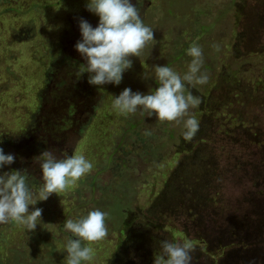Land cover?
<instances>
[{"label":"rangeland","instance_id":"374dc122","mask_svg":"<svg viewBox=\"0 0 264 264\" xmlns=\"http://www.w3.org/2000/svg\"><path fill=\"white\" fill-rule=\"evenodd\" d=\"M88 2L0 0V147L15 157L0 175L22 171L38 199L43 151L93 164L61 194L29 205L43 209L35 230L0 223V264H67V241L77 237L64 222L95 209L108 214V235L82 241L94 255L81 264H154L163 240H190L191 264H264V0H132L157 42L131 57L119 85L103 86L87 72L76 77L86 63L75 48L80 19L99 24ZM193 43L209 77L193 90L202 94L190 109L198 132L180 149L182 123L166 121L163 133L137 109L140 132L159 135L138 140L113 99L143 89L155 62L183 76Z\"/></svg>","mask_w":264,"mask_h":264},{"label":"clouds","instance_id":"9594fccd","mask_svg":"<svg viewBox=\"0 0 264 264\" xmlns=\"http://www.w3.org/2000/svg\"><path fill=\"white\" fill-rule=\"evenodd\" d=\"M86 8L99 16V24L93 27L87 20L80 19L82 39L77 41L75 48L86 63L76 73L77 80L87 72L90 85H119L124 72L133 65L131 57H140L147 44L155 40L154 30L144 24L132 0H89ZM213 47L219 50V45ZM187 54L192 59L183 76L166 65H156L155 79L159 84L156 90L144 94L126 87L113 99V109L125 116L142 109L148 117L155 115L159 121L182 123L185 129L183 138L191 141L199 130V121L190 114V109L198 107L201 99L191 92L185 95V82L192 86L205 84L209 77L206 72H201L204 63L202 47L193 43ZM151 134L145 131V135ZM37 158L44 181L38 199L34 198L22 171L13 170L0 175V223L12 221L29 231L35 230L43 209L37 207L29 211V205L46 201L53 193L61 194L93 169V164L83 154H65L62 159H57L51 151L45 150ZM14 161V155L5 154L0 147V168ZM107 216L106 212L95 209L77 220L66 219L65 229L77 237L67 241V264H81L93 259V249L83 246L82 241L90 243L105 239L108 235ZM161 249L162 254L154 255V264H191L194 245L190 240H163Z\"/></svg>","mask_w":264,"mask_h":264},{"label":"trees","instance_id":"16d2710c","mask_svg":"<svg viewBox=\"0 0 264 264\" xmlns=\"http://www.w3.org/2000/svg\"><path fill=\"white\" fill-rule=\"evenodd\" d=\"M237 5V4H236ZM243 5V4H242ZM204 6H205V4H202V5H200V7L203 9L204 8ZM202 12H198L197 13V16H200V14H201ZM141 18H142V20H144V21H150V19L147 17V15L145 14V16H141ZM147 22H145L144 24L145 25H147V26H149V27H151V23H148V24H146ZM201 26H203L202 28H204L205 29V26L202 24ZM153 29V28H152ZM155 35V34H154ZM171 40L173 41L174 40V38L172 37V35H171ZM175 41V40H174ZM157 42V40H154V41H152V42H149L148 44H147V47L146 48H144L143 49V51H145V49H147L148 47H153V45L155 44ZM177 42V41H176ZM178 51V50H177ZM180 52V51H179ZM142 53H144V52H142ZM141 53V56L140 57H138V59H141V57L143 56V54ZM136 57V56H135ZM179 58H181V52H180V54H179ZM191 59V58H190ZM156 64H155V66L156 65H158L157 64V62H155ZM206 64H203V67L205 66ZM207 67V66H206ZM203 70H205V69H203ZM230 71V70H229ZM228 71V72H229ZM205 72L207 73V71L205 70ZM146 77H148V76H144V78H141V79H147V81L148 82H146V84L144 85V88L142 89V87H140L139 85H136L135 84V86L132 88L133 89V92H136V91H138V90H142L143 92H141V93H144V94H148L149 92H154L155 90H156V88L159 86V84H158V81L155 79V69H151V70H149V78H146ZM186 83V82H185ZM187 84V83H186ZM145 88H147L149 91H145ZM188 88H190V90H188ZM198 88H197V84H195V86H192V85H188L187 84V87L185 88V95H187L189 92H191L192 94H194V96H197V97H201V93H199L198 91H193V90H197ZM140 92V91H139ZM138 112L141 114V116L143 117L144 116V114H145V112L142 110V109H138ZM158 122H157V124L156 125H159V128L162 130V132L163 133H168V134H170L171 133V129L170 128H168L167 127V123H166V121H159V120H157ZM127 124H128V126L127 127H125L124 129H129V130H135L136 132H137V135H138V133H140V137H139V139L138 140H144V138H146L147 136L148 137H158L159 135L157 134V133H155V132H153L150 128L148 129V128H146L145 129V131L146 130H148V131H150L152 134L151 135H145V133H141L140 132V128L141 127H138V126H142L141 124H137L136 122H135V119L133 118V114H131V118H130V121L129 120H127ZM139 129V130H138ZM139 131V132H138ZM185 131V130H184ZM179 137H180V141H179V148L181 149L182 148V145H183V143H184V138H183V134L182 135H179ZM244 163V162H243ZM247 163V162H246ZM198 215V214H197ZM76 238V237H75Z\"/></svg>","mask_w":264,"mask_h":264}]
</instances>
